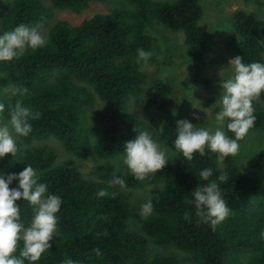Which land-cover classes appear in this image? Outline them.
<instances>
[{"label":"trees","instance_id":"obj_1","mask_svg":"<svg viewBox=\"0 0 264 264\" xmlns=\"http://www.w3.org/2000/svg\"><path fill=\"white\" fill-rule=\"evenodd\" d=\"M91 1L104 0H49L52 8L69 9L83 17L73 23L54 20V11L41 0H0V36L23 24L43 29L44 33L38 32L46 40L44 47L0 61V104L5 108L0 126L8 122L9 105L18 99L32 114L40 113L38 119L29 117L32 131L28 136L12 133L17 155L0 158V176L6 179L30 165L38 182L48 186L45 196L55 194L62 201L55 214L51 248L38 261L25 260L24 264H63L67 259L75 264H181L184 259L194 264H264V135H253L264 132V106L257 99L252 102L253 127L238 141V154L223 161L207 148L204 156L194 153L190 162L165 154V168L143 181L124 171L126 188L120 189L109 186L114 174L121 175L116 173V161L99 163L91 171L93 176L85 177L72 160H57L60 150L80 159L91 154L105 160L116 157L144 125L130 110H163L175 101L172 80L155 72L147 74L143 60L137 61L138 49L154 52L151 31L159 26L182 32L196 84L207 90L214 85L205 73L210 68L205 57L211 48L205 31L197 25L203 17L200 0H124V5L107 13L83 16L95 3ZM249 12L255 10L232 13L229 52L232 57L242 55L245 64H264V19L260 13ZM165 39L168 42L166 34ZM148 60L157 63L153 55ZM13 87L28 91L23 97L14 96ZM165 110L158 140L168 148L174 145L176 122L186 118L168 111L173 108ZM228 122L224 120L226 135L235 139L227 130ZM51 139L60 144V150L49 145ZM246 149L251 154L244 155ZM206 168L212 175L205 181L199 173ZM221 173L228 176L225 182L218 180ZM211 182L219 184L230 208L215 230L201 222L191 203L195 187ZM18 183L13 180L9 187ZM138 188L142 189L141 203L151 199L153 204L147 218L129 200L131 190ZM102 189L107 196L97 195ZM16 203L20 221L28 227L32 206L23 200ZM105 230L107 235L102 234ZM150 241L156 246L151 259L147 255ZM22 247L21 240L13 255L19 257Z\"/></svg>","mask_w":264,"mask_h":264},{"label":"clouds","instance_id":"obj_2","mask_svg":"<svg viewBox=\"0 0 264 264\" xmlns=\"http://www.w3.org/2000/svg\"><path fill=\"white\" fill-rule=\"evenodd\" d=\"M45 44V38L35 27L29 28L20 24L12 32H5L0 36V61H12L22 56L26 49L36 50L44 47ZM137 51L138 62L147 61L152 55L143 49ZM242 61V55L230 58L228 64L232 66V75L226 80L219 81L222 89L220 95L222 110L216 115V120L227 119L229 121L227 130L234 133L235 139L228 137L220 129L213 133L206 128H198L185 116L186 119L176 122L174 147L176 152L182 153L189 162L196 152L204 156L206 148L217 153L221 161L225 157L236 156L240 148L238 141L242 140L253 127L256 117L253 114L252 102L264 93V64L259 62L245 64ZM27 91V88L13 87L12 95L23 97ZM9 108L10 119L0 126V158L7 154L17 155L18 147L12 133L20 137L28 136L32 131L29 117L31 116L32 119L40 117L39 112L32 114L28 108L23 107L19 99L14 106L9 105ZM4 110V105L0 104V113ZM192 116L196 120L200 119L196 112H193ZM118 159L121 163L117 167L122 165L127 169V173L138 181L145 180L149 174H156L168 163L165 153L160 150L159 144L147 131H141L136 137L125 142L123 155ZM211 175L212 170L207 168L199 173L200 178L205 181ZM227 179L226 173L218 176L220 182H225ZM13 180H18V187H9ZM109 186L125 189L126 181L123 175L114 174ZM47 192L48 186L38 182L37 172L30 165L18 173L8 174L6 179L0 176V264H24L25 260L35 262L51 248L49 242L53 239L57 226L55 214L59 212L62 201L55 194L45 196ZM97 195L104 197L108 193L102 189ZM192 196L194 199L191 203L195 206L196 215L201 222L209 224L213 230L229 215L230 208L222 197L218 183L197 185L192 191ZM18 200L28 201L32 206L33 218L29 227L25 228L20 221V205L16 203ZM152 212L153 204L149 199L141 205L140 215L147 218ZM187 218L186 213L185 219ZM102 234L107 235L106 230ZM261 237L264 238V232L261 233ZM21 240L23 247L17 257L13 253L16 252L18 242ZM94 251L100 255L99 249ZM63 264H75V262L67 259Z\"/></svg>","mask_w":264,"mask_h":264},{"label":"rangeland","instance_id":"obj_3","mask_svg":"<svg viewBox=\"0 0 264 264\" xmlns=\"http://www.w3.org/2000/svg\"><path fill=\"white\" fill-rule=\"evenodd\" d=\"M43 4L50 7L54 11V20H69L73 23H79L83 17L80 14H74L75 12L69 9L62 8H52L49 0H41ZM90 7L84 10L82 15L91 17L94 13H107L117 5H124V0H104V1H91ZM200 4L203 9V17L197 22V25L203 29L207 35V43L211 50L205 57L207 65L210 67L208 69V75L214 80V85L210 90L205 89L203 86L196 84L194 79V68L191 62L186 57V44L183 42V35L181 31L173 32L164 26H159L155 31H151V36L154 39V52L152 55L157 59V63L149 62L143 60L142 69L147 72V74L154 73L156 76H168L173 82V91L177 93L175 101H170L167 108H173L174 110H168L170 112H175L185 116L190 122L196 127H203L211 132H215L217 129L223 130L226 134L224 127V121H217L216 115L222 110L220 104L221 86L219 84L220 79H228L232 75V66L228 64L230 58H232L229 52L228 43L230 41V36L232 37V13L237 9H243L252 14L260 13L261 18L264 19V0H200ZM127 7H131L126 3ZM81 13V12H80ZM37 30L39 28H36ZM42 33L45 31L39 29ZM170 30V31H168ZM168 31V32H167ZM218 31V32H217ZM167 32V33H166ZM165 34L169 37L168 42L165 39ZM172 43L171 45L169 44ZM176 42V45H175ZM264 59V52L262 54ZM257 101L264 106V93L261 94ZM101 102V101H100ZM165 108V109H167ZM154 109H143V110H130L135 111L138 117L143 121L144 126L139 131H147L152 136L159 146L160 150L165 154L170 153V158L172 160L186 161L187 159L183 157L182 153L178 154L175 150L174 145L165 148L158 140L159 129L161 122L163 120L164 114L167 110ZM196 112L199 114L200 119L196 120L192 113ZM137 133V135L139 134ZM263 134L262 130L254 132L253 135ZM98 134H93V140H96ZM136 135V136H137ZM135 136V137H136ZM37 144V143H36ZM49 145L56 148L57 151L60 150V144L54 140H49ZM64 150V149H63ZM251 154L250 149L244 150V155ZM123 153L117 155L116 157H111L108 159H99L91 154L87 159L75 158L71 154H66V152L60 150L58 152L59 161L72 160L74 164L78 166L80 171L85 177L93 176L91 171L99 163H104V161L112 162L116 161L117 165L121 162L119 157ZM116 173L122 174L127 171L122 165L117 167ZM141 196L142 189H132L129 200L131 204L137 206L141 210ZM30 226V225H29ZM28 226V227H29ZM130 226L134 227L133 222ZM26 228V227H25ZM178 257V254L171 253ZM147 255L151 259L156 256V246L150 241L147 245ZM181 264H194L189 260L183 261Z\"/></svg>","mask_w":264,"mask_h":264}]
</instances>
